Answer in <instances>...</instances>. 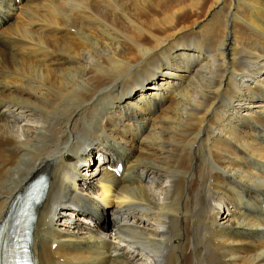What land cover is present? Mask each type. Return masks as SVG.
I'll return each instance as SVG.
<instances>
[{
    "label": "bare ground",
    "instance_id": "6f19581e",
    "mask_svg": "<svg viewBox=\"0 0 264 264\" xmlns=\"http://www.w3.org/2000/svg\"><path fill=\"white\" fill-rule=\"evenodd\" d=\"M39 172L37 264H264V0H0V225Z\"/></svg>",
    "mask_w": 264,
    "mask_h": 264
},
{
    "label": "rangeland",
    "instance_id": "374dc122",
    "mask_svg": "<svg viewBox=\"0 0 264 264\" xmlns=\"http://www.w3.org/2000/svg\"><path fill=\"white\" fill-rule=\"evenodd\" d=\"M106 58H107V57L105 56V59H106ZM147 92H148V91H147ZM56 159H57V158H56ZM92 162H93V165H94V164L96 165V161H92ZM95 165H94V166H95ZM92 169H94V168H92ZM104 215H107V214H103L102 216H104ZM102 216H100L99 218H101ZM107 216H108V215H107ZM99 218L97 219V222H98L99 225H101L102 222H101V223L99 222ZM106 225H109V223H107ZM104 226H105V225H104Z\"/></svg>",
    "mask_w": 264,
    "mask_h": 264
}]
</instances>
